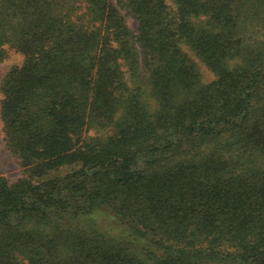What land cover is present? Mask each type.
Masks as SVG:
<instances>
[{"label":"trees","instance_id":"trees-1","mask_svg":"<svg viewBox=\"0 0 264 264\" xmlns=\"http://www.w3.org/2000/svg\"><path fill=\"white\" fill-rule=\"evenodd\" d=\"M10 50L0 264H264V0H0Z\"/></svg>","mask_w":264,"mask_h":264},{"label":"rangeland","instance_id":"rangeland-1","mask_svg":"<svg viewBox=\"0 0 264 264\" xmlns=\"http://www.w3.org/2000/svg\"><path fill=\"white\" fill-rule=\"evenodd\" d=\"M126 20L131 29L135 32L137 27L136 20L131 15H126ZM23 62V55L19 52L10 50L9 56L0 61V84L5 74L15 65H20ZM205 77L208 80L214 79V74L207 67L202 66ZM2 93L0 91V101ZM0 175H4L11 182L16 181L23 175L22 167L17 158L7 148L4 139L3 121L0 116Z\"/></svg>","mask_w":264,"mask_h":264}]
</instances>
